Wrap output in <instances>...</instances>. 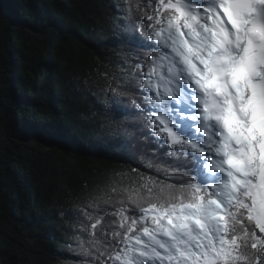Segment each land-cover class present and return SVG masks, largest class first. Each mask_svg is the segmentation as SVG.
<instances>
[{"label":"snow or ice","instance_id":"obj_1","mask_svg":"<svg viewBox=\"0 0 264 264\" xmlns=\"http://www.w3.org/2000/svg\"><path fill=\"white\" fill-rule=\"evenodd\" d=\"M126 11L122 43L147 55L113 105L142 119L155 172L117 173L85 206L84 264H264V0Z\"/></svg>","mask_w":264,"mask_h":264},{"label":"trees","instance_id":"obj_2","mask_svg":"<svg viewBox=\"0 0 264 264\" xmlns=\"http://www.w3.org/2000/svg\"><path fill=\"white\" fill-rule=\"evenodd\" d=\"M126 9L127 0H0V264L91 260L76 238L82 210L115 174L155 172L136 146L142 119L113 105L128 99L113 89L134 52L147 55L122 43Z\"/></svg>","mask_w":264,"mask_h":264}]
</instances>
